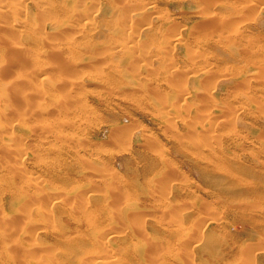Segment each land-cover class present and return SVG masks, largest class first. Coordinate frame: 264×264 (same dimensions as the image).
I'll return each instance as SVG.
<instances>
[{
    "label": "rangeland",
    "instance_id": "rangeland-1",
    "mask_svg": "<svg viewBox=\"0 0 264 264\" xmlns=\"http://www.w3.org/2000/svg\"><path fill=\"white\" fill-rule=\"evenodd\" d=\"M0 66L4 250L264 264V0H0Z\"/></svg>",
    "mask_w": 264,
    "mask_h": 264
},
{
    "label": "bare ground",
    "instance_id": "bare-ground-1",
    "mask_svg": "<svg viewBox=\"0 0 264 264\" xmlns=\"http://www.w3.org/2000/svg\"><path fill=\"white\" fill-rule=\"evenodd\" d=\"M47 1H48V0H47ZM142 3H143V1H142ZM142 3H141V4H142ZM144 3H145V2H144ZM149 5H150V6L147 7V8H148L149 11H150V10H152V9L154 8V6H152L151 3H149ZM142 6H143V5H141V7H142ZM146 6H148V5H146ZM141 7H140V8H141ZM152 13H153V12H152ZM78 30H79V29H78ZM176 39H178V38H176ZM2 69H3V70H2ZM2 71H4V68H2V67L0 66V73H1ZM14 240H15V239H14ZM16 241H18V240H15L14 242H16ZM3 245H4V243H3ZM1 246H2V245H1ZM1 246H0V247H1ZM8 246H10V245H8ZM13 246H14V245H13ZM6 247H7V246H6ZM14 247L16 248V245H15ZM1 248H2V247H1ZM12 248H13V247H12ZM12 248H11V250H10V247H7V249H9V252L12 251ZM15 248H13V250H14ZM2 249H3V248H2ZM7 249H5L6 251L3 249V251H5V252L7 253ZM0 250H1V249H0ZM14 252H16V250H15ZM14 252H12V253H14ZM10 254H11V252H10ZM14 254H16V253H14ZM27 254H28V253H27ZM27 254H24L23 256H25V255L27 256ZM29 254H30V253H29ZM32 254H33V253H32ZM11 255H13V254H11ZM18 255H19V254H18ZM8 256H9V254H8ZM19 256H20V255H19ZM19 256H17V255L14 256V255H13L14 258H15V257H19ZM23 256H20V257H19L20 259H19V258H17V259H19V260H22V259L26 260L25 257L21 259V257H23ZM28 256H29V255H28ZM32 256H33V255H30V259H32ZM34 256H35V254H34ZM9 257H10V256H9ZM33 258H35V257H33ZM8 259H9V258H8ZM28 259H29V258H27V260H26L27 262L29 261ZM96 259H97V258H96ZM5 260H6V259H5ZM5 260H3V261H5ZM9 260H10V259H9ZM11 260H12V258H11ZM15 260H16V259H15ZM15 260H14L13 263H16ZM97 260H100V259H97ZM22 261H23V260H22ZM26 261H23V262L25 263ZM32 261H33V260H32ZM35 261H36V260H35ZM36 262H37V261H36ZM36 262H35L34 264H36ZM99 262H101V261H98V263H99ZM13 263H12V264H13ZM24 263H23V264H24ZM94 263H96V262H94ZM8 264H10V262H9ZM25 264H26V263H25ZM28 264H29V263H28ZM37 264H39V262H38Z\"/></svg>",
    "mask_w": 264,
    "mask_h": 264
}]
</instances>
